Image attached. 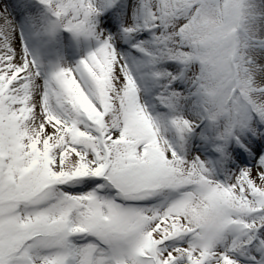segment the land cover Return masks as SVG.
Wrapping results in <instances>:
<instances>
[{
  "label": "snow or ice",
  "instance_id": "1",
  "mask_svg": "<svg viewBox=\"0 0 264 264\" xmlns=\"http://www.w3.org/2000/svg\"><path fill=\"white\" fill-rule=\"evenodd\" d=\"M40 2L48 34L98 47L45 76L0 13V264H264V0H137L116 34L99 17L117 0ZM161 80L154 114L141 85ZM201 125L214 162L184 151ZM230 143L251 168L224 167Z\"/></svg>",
  "mask_w": 264,
  "mask_h": 264
},
{
  "label": "rangeland",
  "instance_id": "2",
  "mask_svg": "<svg viewBox=\"0 0 264 264\" xmlns=\"http://www.w3.org/2000/svg\"><path fill=\"white\" fill-rule=\"evenodd\" d=\"M137 2V0H117L116 6L109 11H105L99 17V24L106 32L109 34H116L122 31V25L127 22L132 14V6ZM7 3V5H5ZM23 19L26 23L27 31L18 30L16 25L13 23L14 20L17 21V17ZM0 13H4L7 19L14 24L17 31H19L27 46L29 48L30 54L33 56L38 67L45 76H51V74L57 70V66H71L79 62L81 59L86 57L90 52L94 51L98 44L95 39L75 37L72 33L67 30L60 29L54 34H48L46 32V25L51 20V14L47 11L46 7L41 4L40 0H0ZM110 20L109 26H105L102 22H107ZM34 28V29H33ZM139 39L148 40L150 34L147 31L139 33ZM118 51L126 54V58L129 59L130 66L135 72V62L138 61L142 54L138 52L135 48L131 46L130 43L121 39L116 45ZM159 67L166 68L168 71L173 70V62L168 61L161 64ZM165 83L161 80L159 85H153V90H145L143 84L141 85L142 90L140 93L141 101L149 108V111L154 110L155 113H166L167 109L160 105L159 101L156 100V96L160 93L161 87ZM173 87L183 89L185 85L180 81H177ZM197 128L195 132L187 137L184 144V151L188 155L199 156L201 160L207 158L208 161L214 162L216 157L219 155L215 151V146L211 142H206L202 139L201 129ZM255 138H253L254 140ZM234 149L244 152L243 149L239 148V145L235 143H230L227 147V152L230 154V162H226L224 167L235 171L237 167H249L254 163L247 152H244L243 157L237 158ZM264 155V152L261 153ZM243 161V163H242ZM219 179L223 180L224 176L220 175ZM93 181H98L103 183L101 178H87L80 183H68L59 186L64 192L71 194H82L94 190L97 187V183ZM100 195L107 198H112L116 196V190L114 188H105L101 191ZM163 200L162 195H151L145 200L136 202L137 206L140 207H151L159 205ZM77 243H83L84 241L76 239L73 237ZM89 240L91 237L88 238Z\"/></svg>",
  "mask_w": 264,
  "mask_h": 264
},
{
  "label": "bare ground",
  "instance_id": "3",
  "mask_svg": "<svg viewBox=\"0 0 264 264\" xmlns=\"http://www.w3.org/2000/svg\"><path fill=\"white\" fill-rule=\"evenodd\" d=\"M5 5H7V3H5ZM14 15L17 17V21L16 20H14L13 21V23L16 25V27L18 28V30H20V32L22 33V31L24 30V31H27L28 29H27V27L25 26L26 25V23H25V21L23 20V19H21L19 16H17L16 15V13L14 12ZM102 24H104L105 26H109V24H110V20L108 19V21L107 22H102ZM34 29V28H33ZM27 44V43H26ZM28 47V46H27ZM28 50H29V48H28ZM135 65V64H134ZM156 87V86H155ZM154 87V88H155ZM153 88V86H152V88L150 89V90H153L154 89ZM192 156H195L194 155V152H193V155ZM250 165H253V163H250Z\"/></svg>",
  "mask_w": 264,
  "mask_h": 264
}]
</instances>
